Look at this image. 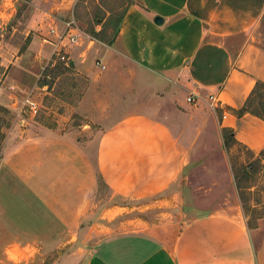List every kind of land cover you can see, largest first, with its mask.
<instances>
[{
    "label": "crops",
    "instance_id": "1",
    "mask_svg": "<svg viewBox=\"0 0 264 264\" xmlns=\"http://www.w3.org/2000/svg\"><path fill=\"white\" fill-rule=\"evenodd\" d=\"M263 14L264 0H135L112 44L81 42L64 52L86 77L95 75L93 65L116 74L114 61L126 75H183V88L196 96L181 110L217 109L221 117L195 120L178 111L163 119L137 112L106 125L92 142L58 122L18 126L0 162V264H29L69 240L76 249L63 254L68 264H264V233L256 255L255 233L238 214L195 218L178 235L169 220L198 138L209 135L221 145V128H228L246 149H264V122L227 110L241 108L255 84L264 83V48L253 37ZM99 180L112 198L139 203L177 190L155 200L157 223L105 234L100 223L127 211H95ZM17 197L22 201L13 202ZM21 239L41 244H32L30 261L25 248H17ZM86 245L89 255L79 258Z\"/></svg>",
    "mask_w": 264,
    "mask_h": 264
},
{
    "label": "rangeland",
    "instance_id": "2",
    "mask_svg": "<svg viewBox=\"0 0 264 264\" xmlns=\"http://www.w3.org/2000/svg\"><path fill=\"white\" fill-rule=\"evenodd\" d=\"M126 1L0 0V162L4 158L7 138L17 135L18 126L30 123L50 126L58 122L70 131H80L81 140L92 142L106 125L137 112L163 119L171 118L178 111L187 114L189 119L206 121L211 116L220 119L221 112L217 109L213 114L205 109L198 110L202 106L191 105L198 111L181 110L183 101L189 104L190 95L181 84L183 75H140L136 70L132 73L138 75H126V69L121 71L115 61L110 69L120 71L110 76L107 66L103 71L93 65L95 75L91 77L71 67V58L64 52L81 42L108 44L92 36L91 29L96 33L101 31L102 40L115 38L116 16L122 12ZM102 14L105 18L96 25L95 16ZM253 37L264 48V14L255 26ZM27 97L44 108L36 114L26 112L22 102ZM191 146V159L182 175L181 193L175 192L177 187L173 186L158 199L132 202L112 198L99 180L95 211L101 212L110 206L125 207L127 211L110 223L104 220L100 223L106 227L105 234L127 228L142 229L144 224L157 223L155 200L161 198V202L168 193L175 192L178 193L177 206L170 210L169 220L174 224L176 235L195 218L217 213L238 214L255 233L253 243L257 255L264 233V156L260 151L253 152L241 145L226 149L223 140L219 145L209 135L198 138ZM17 195L22 194L16 192ZM17 199L22 201L17 197L13 202ZM146 206L149 209L144 210ZM15 243L18 249L25 248V259L29 261L32 244L41 247L39 241L21 239ZM64 243L52 248V254L35 256L31 258L33 262L28 263L68 264L69 257L63 254L72 253L76 248L71 247L70 240ZM90 247H83L79 258H87Z\"/></svg>",
    "mask_w": 264,
    "mask_h": 264
},
{
    "label": "trees",
    "instance_id": "3",
    "mask_svg": "<svg viewBox=\"0 0 264 264\" xmlns=\"http://www.w3.org/2000/svg\"><path fill=\"white\" fill-rule=\"evenodd\" d=\"M133 4V0H127L124 4V9L122 12L118 13L116 16V32H115V38L118 34L119 25L122 21V18L127 11V9ZM105 18V14H102L101 16L96 15V25L101 24L102 20ZM89 33L94 36L95 38L99 39V41H102L104 43H107V45H110L114 42V39L111 40H102L100 37L102 35V32L99 31L98 33L95 32L94 29H91ZM229 112H231L236 117H241L244 114H249L253 117H256L257 119L264 122V83L263 82H257L252 89L249 96L246 98L243 106L239 109H232L227 108ZM221 137L223 140L224 147L226 149H229L232 145H240L237 143L233 136V130L228 128H221ZM242 146V145H241ZM259 154L261 156H264V149H262Z\"/></svg>",
    "mask_w": 264,
    "mask_h": 264
},
{
    "label": "built area",
    "instance_id": "4",
    "mask_svg": "<svg viewBox=\"0 0 264 264\" xmlns=\"http://www.w3.org/2000/svg\"><path fill=\"white\" fill-rule=\"evenodd\" d=\"M96 65L97 66H100L99 62H96ZM101 68H103L101 66ZM195 96L196 95H190L188 98H187V101L188 102H194L195 101ZM209 100L210 101H213L214 100V97L213 96H210L209 97ZM43 107L42 104L30 99L29 97H27L25 100H23L22 102V109H25L26 112H30V113H33V114H36L37 112H39V110H41Z\"/></svg>",
    "mask_w": 264,
    "mask_h": 264
},
{
    "label": "water",
    "instance_id": "5",
    "mask_svg": "<svg viewBox=\"0 0 264 264\" xmlns=\"http://www.w3.org/2000/svg\"><path fill=\"white\" fill-rule=\"evenodd\" d=\"M155 23H157V24H161L162 23V20L160 19V18H156L155 19ZM71 65H73L72 63H70Z\"/></svg>",
    "mask_w": 264,
    "mask_h": 264
}]
</instances>
